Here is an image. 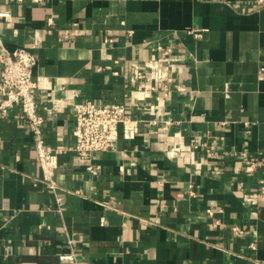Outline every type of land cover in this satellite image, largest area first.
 Returning a JSON list of instances; mask_svg holds the SVG:
<instances>
[{
	"label": "crops",
	"instance_id": "0c3cea01",
	"mask_svg": "<svg viewBox=\"0 0 264 264\" xmlns=\"http://www.w3.org/2000/svg\"><path fill=\"white\" fill-rule=\"evenodd\" d=\"M0 12V43L38 56L47 145H74L88 100L139 121L116 151L60 156L54 193L22 109L0 117V264H61L72 248L77 264H264L263 169L239 158L264 162L260 0H0ZM159 44L183 56L168 96L128 79Z\"/></svg>",
	"mask_w": 264,
	"mask_h": 264
},
{
	"label": "built area",
	"instance_id": "2783aa9c",
	"mask_svg": "<svg viewBox=\"0 0 264 264\" xmlns=\"http://www.w3.org/2000/svg\"><path fill=\"white\" fill-rule=\"evenodd\" d=\"M26 1L40 5L45 0H18L19 3ZM260 3L264 4V0H260ZM10 17V12H0V18ZM205 32L206 30L192 29L188 34L200 40ZM33 49L34 47H28L10 51L0 43V117L7 116L17 106L22 109L28 129L34 137L35 150L43 171L41 183L56 193L61 188L56 179L60 156L74 152L80 160L90 162L96 153L116 151L120 137L126 140H134L137 137L139 121L130 116L128 108L123 104L108 105L88 100L75 105L74 145L66 148H53L47 145L43 132L46 118L39 112L35 98V92L39 88V81L34 78L38 56ZM153 51L157 53L156 57L131 63L128 79L131 83L141 81L145 86L149 85L145 87L148 90L154 85L152 89H160L165 96H168V86L174 81L172 77H168V74L173 69L180 68L183 56L163 44L157 45ZM261 72L264 73V68ZM151 124L158 127L159 122L153 121ZM242 157L247 159L246 174L252 175L261 168L264 174L262 160L255 157L248 158L247 153H241L239 158ZM87 169L92 170L93 167L88 166ZM258 184L257 197L264 207V176L259 179ZM56 202L59 207L62 205V199L57 196ZM234 231L242 233L239 228H234ZM251 248L254 249V246ZM59 262L77 264L75 250L72 248L70 254L59 255Z\"/></svg>",
	"mask_w": 264,
	"mask_h": 264
}]
</instances>
